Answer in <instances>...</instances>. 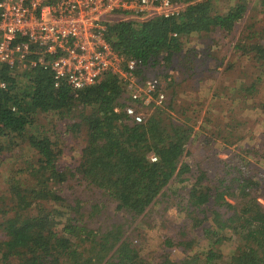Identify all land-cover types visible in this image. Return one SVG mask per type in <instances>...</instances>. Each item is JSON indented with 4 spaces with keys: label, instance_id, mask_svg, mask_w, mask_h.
Masks as SVG:
<instances>
[{
    "label": "trees",
    "instance_id": "1",
    "mask_svg": "<svg viewBox=\"0 0 264 264\" xmlns=\"http://www.w3.org/2000/svg\"><path fill=\"white\" fill-rule=\"evenodd\" d=\"M212 1L186 0V11L175 18L113 24L109 41L126 58L142 62L137 76L150 78L146 69L164 54L169 55L166 60L173 57L171 53L179 54L183 39L213 32L233 39L243 22L255 21L246 3H231L229 11L220 14ZM254 10L264 16V0ZM257 25H248L238 45L259 76L247 88L249 97L244 100H253L260 92L257 83L264 76V27L257 29ZM2 83L0 152L14 147L12 141L22 137L36 158L14 170L9 179L12 201L1 225L5 239L0 241V264H264L260 200H264V188L248 172L258 163L255 160L264 163V146L241 147L232 153L231 162L226 161L232 169L230 177L212 186L204 183V171L196 175L183 160L193 143V120L182 112L178 118L170 114L174 106L166 100L156 114H145L143 122H136L124 110L133 100L117 74L109 73L96 85L75 90L63 82L55 86L54 74L39 67L21 73L4 67ZM260 109L264 114V103ZM40 113L70 119L68 133L84 128L83 149L74 163L63 160L58 136L54 139L49 130H33ZM203 138L201 144L211 145L219 137ZM152 157L156 160L151 161ZM187 182L172 189L173 183ZM70 190V197H63ZM85 191L97 198L85 200ZM165 191L177 209L186 212V220L177 234L163 236L159 252L152 257L141 253L144 231L125 234L128 221L124 217L125 223L111 227L83 220L84 212L90 221L98 212L109 210L111 215L131 219L132 226L165 197ZM201 239L207 245L197 249ZM177 252L184 257L177 259Z\"/></svg>",
    "mask_w": 264,
    "mask_h": 264
},
{
    "label": "rangeland",
    "instance_id": "2",
    "mask_svg": "<svg viewBox=\"0 0 264 264\" xmlns=\"http://www.w3.org/2000/svg\"><path fill=\"white\" fill-rule=\"evenodd\" d=\"M258 1H212L214 11L220 14L227 13L231 3L232 5L237 2L246 3L250 6L249 12L252 11V15L256 16L255 21L249 19L243 22L232 35L233 39L229 36H219L216 32L212 35L193 34L183 39L184 44L179 54L171 53L173 57L167 60L165 58L169 55L164 54L165 56L158 59L155 65H150L146 69L148 77L160 78L166 100L174 106L170 109V114L178 118L179 112H182L185 113L186 118L193 120L190 123L195 129L193 143L189 145L188 155L183 160L193 168L196 175L200 174V170L204 171V183L212 186L219 185L224 177L227 179L230 177L232 169L231 166H226V161H230L232 153L237 152L241 147L244 149L256 145L259 148L264 146V114L260 109V105L264 103V76L260 85L257 83L260 92L256 93L253 100H244L249 97L245 96L249 93L247 88L255 84L259 76L247 55H242V47L238 48L248 31L249 24L257 23V29L264 27V16L256 15L254 10ZM19 88H22V84ZM155 110H146V117L156 114ZM69 123L70 119L63 120L55 113H40L37 115L33 130H49L48 135L54 139L58 136L64 149L63 160L74 163L73 158H78L83 149L85 130L82 128L79 132L68 133L66 129ZM60 133H65L67 136L64 137ZM212 134L216 137L218 135L219 138L211 145L201 144L200 138L205 141L203 136ZM12 143L14 147L0 152V241L5 239L1 225L6 219L4 213L6 210L9 211L12 201L9 179L14 170L25 168L28 161L33 162L36 158L34 150L29 148L22 137L13 140ZM255 161L258 163L248 169L249 176L257 177L264 188V163L259 160ZM188 184L189 182L184 185L173 183L174 188L172 189ZM261 191L263 193L264 189ZM71 193V190L67 194L64 191L62 195L69 198ZM82 194L85 200L97 198L94 193L88 191ZM164 194L165 197H162L151 209L133 222L132 226L131 219H127L122 214H118V217L111 215L109 210L98 212L96 217L91 218L90 221H88V213L84 212L86 216L83 220L88 223L95 221L94 226L96 227L116 226L115 224L125 223L127 220L124 226L125 234H132L135 229L144 231L145 237L140 242L142 243L141 253L145 257H152L159 252L163 236L177 234L180 225L186 220V212L179 211L175 203L168 199L169 191H165ZM260 200L264 205V200ZM12 215L8 213V216ZM206 245L207 242L201 239L197 249ZM175 257L182 259L184 256L177 252Z\"/></svg>",
    "mask_w": 264,
    "mask_h": 264
},
{
    "label": "built area",
    "instance_id": "3",
    "mask_svg": "<svg viewBox=\"0 0 264 264\" xmlns=\"http://www.w3.org/2000/svg\"><path fill=\"white\" fill-rule=\"evenodd\" d=\"M187 6L186 0H2L0 70L21 73L39 67L54 74L55 86L63 82L75 90L117 74L133 100L124 110L141 123L146 110L164 106L166 94L158 78L137 76L143 66L139 59L114 49L110 27L175 18Z\"/></svg>",
    "mask_w": 264,
    "mask_h": 264
}]
</instances>
